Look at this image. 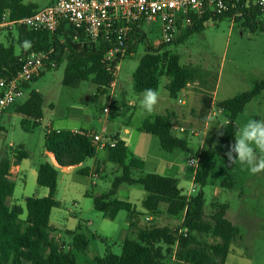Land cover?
Masks as SVG:
<instances>
[{"label":"rangeland","instance_id":"1","mask_svg":"<svg viewBox=\"0 0 264 264\" xmlns=\"http://www.w3.org/2000/svg\"><path fill=\"white\" fill-rule=\"evenodd\" d=\"M24 3L43 7L48 0H24ZM159 29V22L144 26L145 40L137 44L131 54L127 55L126 52L125 58L118 64L113 90L109 89L96 100L92 99L96 94V86L91 81L64 84V62L55 69L43 72L29 84L15 105L5 109L6 114L0 120V149L12 154V151L22 146L31 161L36 164L44 161L42 126L31 132L23 131L21 117L14 112V108L23 104L34 90L44 98V118L54 122L55 129L94 133L107 145L112 137L117 136L126 143L130 156L143 161L142 175L156 174L176 179L184 195L194 185V192L189 196L203 193L205 220H209L213 204H227L226 219L237 228L238 236L230 245L224 264H264V171L253 175L246 165L230 164L227 155L214 156L209 160L211 169L205 186L200 187L192 180L195 169L187 164L189 157L196 158L201 151L220 146L219 128L227 115L217 109V103L249 92L255 83L264 80V32H250L243 27L242 20L226 17L209 19L202 32L191 35L183 43L167 46L165 50L179 56L180 66L196 69V77L189 83L190 88L181 91L177 99L169 97L165 89L168 79L162 77L157 91L162 101L158 102L152 114L141 115L142 94L132 90V73L147 45L159 48L153 45L160 36ZM15 30L0 28V42L9 45L11 39H16ZM15 53L19 54L18 46L15 47ZM203 96L212 100V108L204 120L198 116ZM178 100L184 104L178 103ZM130 101L136 106L115 109L120 102L127 104ZM103 108L108 109V113L103 112ZM166 110L175 114L172 121L173 136L185 141L188 151L175 149L166 152L157 137L140 130L145 120L163 115ZM67 118L71 119L70 123L65 122ZM250 119H264V93L254 97L235 122L242 127ZM180 127L184 132L179 131ZM125 129L129 130L128 136L123 134ZM192 130L197 135H192ZM95 146V157L84 161L82 168L91 171L93 166H99L98 177L92 179L90 174H81L78 168L64 174L61 172L55 195L59 207L53 209L50 219L55 228L53 235L61 236L59 243L64 251L71 248V239L64 233L66 230L72 229L87 237V250L84 253L74 252L76 264H94L93 259L102 257L107 250L119 255L123 241L136 238L128 230L126 212L119 211L113 220H109L93 209V199L107 193L113 179L120 174L119 168L108 161L107 149L98 144ZM94 173L97 174L96 171ZM139 174L135 173L136 176ZM27 178L25 184L14 180V193L8 204L12 201L24 207L25 197L43 198L46 189L37 186L30 177ZM144 196L145 192L140 186L123 185L114 198L129 202L138 212H144L140 205ZM159 209L160 212L151 221L144 220L145 215L140 214L138 228L179 227L181 216H168L164 205ZM197 238L206 245L217 241L211 236ZM164 262L183 264L173 257H167Z\"/></svg>","mask_w":264,"mask_h":264},{"label":"trees","instance_id":"2","mask_svg":"<svg viewBox=\"0 0 264 264\" xmlns=\"http://www.w3.org/2000/svg\"><path fill=\"white\" fill-rule=\"evenodd\" d=\"M37 10L34 4H25L24 0H0V15L8 11L12 21L29 17ZM238 10L240 15L234 17L232 12L222 16L193 17L192 25L185 28L177 39L157 49L147 45L132 73V90L137 94H143L144 90L149 88L158 91L160 79L166 77L168 82L165 89L171 99H177L178 94L195 79L196 69L180 66L179 56L165 50L166 47L183 43L191 35L202 32L209 19L226 17L242 20L243 27L250 32H264L263 12L253 6ZM15 34L16 39H11L9 45L0 42V78L11 77L18 72L19 59L23 53L52 51L50 59L56 67L64 58L66 60L64 84L91 81L96 86L93 100L108 92L114 83L117 66L125 58L117 54L111 61L106 62L105 57L114 46L111 37H102L93 42L82 33H76L64 25L53 34L46 31L34 32L24 27H17ZM144 40L145 36L139 30H133L125 43L127 55ZM24 41H31V46L24 47ZM16 46L19 47V54L15 53ZM262 93L264 80L255 83L249 92L217 103V109L227 115L221 126L226 122L230 123H227L226 128H219L220 146L210 147L199 154L200 162L194 174L195 185L205 186L211 169L210 158L226 155L228 146L235 140L237 116L254 97ZM42 104V95L33 90L28 99L16 107V113L22 117L20 126L23 131L31 132L40 126L43 117ZM211 108V98L203 96L198 116L204 120ZM172 121L173 117L169 113L156 116L151 121H144L140 130L144 134L157 137L161 148L166 152L170 153L175 149L188 151L187 143L173 136ZM110 143L114 146L106 144L103 148L107 149L108 161L119 168L120 174L113 179L111 189L107 193L93 199V209L110 218L119 211L126 212L128 230L135 234L136 238L125 239L119 255L107 250L102 257L93 259L94 264H165L167 257H173L183 264H224L230 245L238 236L237 228L225 216L228 205L213 204L209 220H205L202 192L187 196L178 188L176 179L156 174L142 175L143 161L129 155L126 143L117 136L112 137ZM44 149L53 156L59 168L79 166L96 155L95 144L86 132L81 130L46 131ZM21 150L20 146L15 150V161L27 157V153ZM11 164L7 157L0 158V264H76L74 252L84 253L87 250V237L77 231H67L65 234L71 239V248L64 251L59 241L50 236V213L52 209L59 207L55 199L58 169L49 162L39 165L36 185L45 188L47 196L29 197L22 208L8 204L15 187L10 179ZM87 172L88 170L84 169L82 174L87 175ZM136 172L140 174L136 176ZM123 185L140 186L143 189L145 197L141 206L147 213L157 215L160 212L159 207L164 205L168 216H181L179 227L137 228L140 213L129 202L114 198ZM228 187L231 188L232 185ZM198 236H211L217 241L212 245L202 244Z\"/></svg>","mask_w":264,"mask_h":264},{"label":"built area","instance_id":"3","mask_svg":"<svg viewBox=\"0 0 264 264\" xmlns=\"http://www.w3.org/2000/svg\"><path fill=\"white\" fill-rule=\"evenodd\" d=\"M250 6L264 13V0H50L47 6L20 20H10L9 12L5 11L0 15V28L24 27L34 32L53 34L64 25L93 42L102 37H111L114 46L105 57V61L109 62L117 54L125 57V43L135 29L144 35V26L159 22L160 36L153 45L160 47L170 43L180 31L191 26L193 17L222 16L231 12L234 17L240 15L238 9ZM51 54L52 51L25 52L19 59L18 72L14 76L0 78V116L22 97L26 86L46 70L56 68L50 59ZM178 103L184 104L180 100ZM103 112L108 113V109ZM179 131L184 132V129L180 127ZM86 134L94 144L100 147L106 145L101 142L99 135L90 132ZM191 134L197 135V132L192 130ZM109 146L113 147L114 144L109 143ZM199 162V156L187 160V164L195 171ZM91 178L96 179L97 175L92 173ZM192 180L194 183V177ZM193 192L194 185L187 195Z\"/></svg>","mask_w":264,"mask_h":264},{"label":"clouds","instance_id":"4","mask_svg":"<svg viewBox=\"0 0 264 264\" xmlns=\"http://www.w3.org/2000/svg\"><path fill=\"white\" fill-rule=\"evenodd\" d=\"M31 41H24V47H30ZM159 102L155 89H145L141 100V115L152 114ZM225 125L220 126L226 128ZM223 133H221L222 135ZM234 143L228 146L226 153L230 164L246 165L253 175L264 171V119H250L234 132Z\"/></svg>","mask_w":264,"mask_h":264},{"label":"crops","instance_id":"5","mask_svg":"<svg viewBox=\"0 0 264 264\" xmlns=\"http://www.w3.org/2000/svg\"><path fill=\"white\" fill-rule=\"evenodd\" d=\"M50 3V0H48V3L46 4V5H44L43 7H37V9L39 10V9H42V8H44L45 6H47L48 4ZM65 58H64V60L61 62V63H65ZM58 67V66H57ZM56 67V68H57ZM55 69V68H54ZM115 86V84L113 83L112 85H111V88H110V90L113 88ZM28 87H29V85H28ZM185 88H190V85L188 84ZM184 88V89H185ZM27 88H25V90H26ZM184 89L182 90V91H184ZM24 90V91H25ZM113 90V89H112ZM114 93H115V91H114ZM43 98V97H42ZM162 100H160L159 99V102H161ZM184 103V102H183ZM19 106V105H18ZM124 106H127V107H135L136 106V104H134V102H132V101H130L129 103H124V102H120L119 104H117L116 105V108L115 109H119V107L121 108V107H124ZM43 107H44V98H43V104H42V112H43ZM49 107L50 108H53V106H52V104H49ZM104 109H106V108H103V110ZM16 108H14V112L16 113ZM6 112V110L4 111V113L0 116V120L2 119V117H3V115L4 114H6L5 113ZM170 114V115H172V117H173V120H174V112L172 111V112H168L167 110H166V112H165V114H163V115H166V114ZM17 114V113H16ZM17 115H19V114H17ZM20 116V115H19ZM158 116H160V115H158ZM21 117V116H20ZM156 117V116H155ZM154 117V118H155ZM22 118V117H21ZM152 120V119H151ZM151 120H149V121H151ZM70 121H71V119H69V118H67L66 120H65V122H67V123H70ZM146 121V120H145ZM40 126H42V128H43V130H44V132H43V136H42V144H43V154H42V157L44 158V161L42 162V163H44V162H49V163H51L52 165H54L57 169H58V176H59V174H61V172H62V174H64V173H67L69 170H71V169H80V173L82 174L83 173V170L85 169V168H82V164L81 165H79V166H75V167H70V168H59L57 165H56V163H55V161H54V159H53V156L51 155V154H49V153H47L46 151H45V149H44V135H45V132L46 131H78V130H74V129H71V130H68V129H55L53 126H54V122H52L51 120H45V118H44V114H43V117H42V120L40 121ZM1 129V128H0ZM123 134L125 135V136H128L130 133H129V130H127V129H125L124 131H123ZM20 147H22V146H20ZM103 148V147H102ZM22 152H25L23 149L21 150ZM15 153H16V151L14 150V151H12V154H11V152H9V153H7L6 151H3L2 149H0V157L2 158V157H7L10 161H11V167H10V170H9V173H10V179L14 182V180H20V182H22L23 184H25L26 182H27V177H30V179H32V181H35V183H36V177H37V169H38V167H39V165L40 164H42V163H40V164H36L35 162H33V161H31V158L28 156V154H27V157L25 158V159H22V160H20V161H15V158H14V156H15ZM25 153H27V152H25ZM15 161V163H13ZM88 170V169H87ZM96 171V175H97V177H98V175H99V172H100V167L99 166H93V168H92V170L91 171H89L88 170V172H87V175L88 174H90V176L92 175V173H94ZM14 186H15V183H14ZM15 188V187H14ZM57 188H58V178H57ZM14 193V192H13ZM13 196V195H12ZM47 196V190L45 191V193H43V197H46ZM145 197V196H144ZM12 198V197H11ZM10 198V199H11ZM27 198H29V197H25L24 198V204H25V200L27 199ZM35 198V197H34ZM143 200V199H142ZM142 202V201H141ZM131 204V203H130ZM9 205L11 206V205H18V204H16V203H14V202H12V201H10V203H9ZM141 205V204H140ZM18 206H21V205H18ZM22 207V206H21ZM142 207V206H141ZM22 208H24V207H22ZM136 209V208H135ZM160 210V209H159ZM52 211H53V209H52ZM52 211H51V213H50V218H49V226H50V228H51V230H52V232L50 233V236L52 237V238H54V239H56L57 241H59L60 242V235H57V236H55V234L53 235V233H54V231H55V228L52 226V224H51V222H50V219H51V214H52ZM137 211V210H136ZM138 212V211H137ZM140 214H143V215H145V217H144V220H146V221H151V220H153L155 217H156V215H151V214H149V213H147L145 210H144V212H139ZM118 214V213H117ZM117 214L113 217V218H110V217H107V216H102V218H104V219H109V220H113L116 216H117ZM226 216V215H225ZM127 226H128V223H127ZM137 228H138V225H137ZM67 231H70V232H74L72 229H68V230H66L64 233H66Z\"/></svg>","mask_w":264,"mask_h":264}]
</instances>
